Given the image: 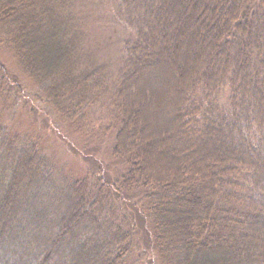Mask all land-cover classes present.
I'll return each instance as SVG.
<instances>
[{
  "label": "trees",
  "instance_id": "1",
  "mask_svg": "<svg viewBox=\"0 0 264 264\" xmlns=\"http://www.w3.org/2000/svg\"><path fill=\"white\" fill-rule=\"evenodd\" d=\"M120 1L109 82L82 61L74 0H0V46L33 99L86 133L77 110L107 96L120 165L62 173L47 114L0 69V264H264V0Z\"/></svg>",
  "mask_w": 264,
  "mask_h": 264
},
{
  "label": "rangeland",
  "instance_id": "2",
  "mask_svg": "<svg viewBox=\"0 0 264 264\" xmlns=\"http://www.w3.org/2000/svg\"><path fill=\"white\" fill-rule=\"evenodd\" d=\"M120 2V0H74L73 11L82 32L80 49L82 61L90 68L102 67L109 82L114 81L121 66L124 43L130 34L129 28L125 26L122 19ZM0 69L5 70L13 83L18 85L14 88L15 91L20 90V102L29 98L47 114V123L52 130L49 127H42L39 132L44 136L43 139L40 138V141L47 143L48 153L57 155L62 173L72 171L77 174L90 169L96 174L106 173L112 176L115 174V169L120 168V165L111 156L114 134L111 129L107 128L109 126L107 96L94 102L88 108L83 106L82 109L77 110V116L75 115L74 119L84 124L86 133H76L69 124L70 119L65 118L62 112L56 110V107L43 102L40 104L33 99L39 90L35 84L23 76L12 53L8 47L3 45L0 46ZM152 77H155L154 80L150 79ZM150 78L148 84L155 90L154 81L161 83L163 74L160 72L152 74ZM225 86L222 87L220 95V105L223 107L227 105L229 94V89L227 85ZM13 107L12 104H6L7 109ZM17 111L19 110H13V112ZM2 113L7 122L12 119L18 121L17 117L20 115L10 114L7 111ZM162 118L164 119L163 116H158L156 121L150 120L149 122L160 125ZM141 247H145L142 241L141 246L138 243V248ZM140 252L141 250L138 249V255ZM150 257L154 258L153 255L141 253L133 264H152ZM155 263H158L156 259Z\"/></svg>",
  "mask_w": 264,
  "mask_h": 264
}]
</instances>
